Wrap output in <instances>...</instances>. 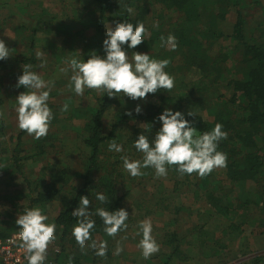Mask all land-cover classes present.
Wrapping results in <instances>:
<instances>
[{
	"label": "trees",
	"instance_id": "trees-1",
	"mask_svg": "<svg viewBox=\"0 0 264 264\" xmlns=\"http://www.w3.org/2000/svg\"><path fill=\"white\" fill-rule=\"evenodd\" d=\"M46 1H39L37 15L40 17L36 16L34 24L18 28L10 25V16L3 18L4 5L0 4V37L8 30L13 35V43L5 42L10 57L0 60V180H3L0 182V240L13 237L19 230L16 220L25 208L39 207L48 214V207L58 206V213L51 222L56 224V239L51 243L56 247V257L53 260L47 256L44 264H99L124 256V249L115 254L123 243L128 244L138 236L140 238L133 241L142 239L137 228L143 214L138 211L139 214L134 215V208L149 212H146L149 216L160 206L147 209L130 202L140 178L124 170L121 157L142 161L143 153L137 151L134 141L143 133L151 142L161 128L158 117L168 108L183 113L200 133L211 131L216 124L223 125L222 130L228 133L217 147L228 157L227 167L222 168V178L216 175V169L200 177L195 173L182 175L176 167H169L171 177L181 179L176 185L200 186L204 202L215 215L210 216L215 224L224 220L232 233L239 234L246 227L252 229L251 234L264 235V0L250 3L246 0H61L62 5L55 12L46 7ZM128 7L134 9V14L128 13ZM253 7H258L257 12L249 14ZM230 16H233L231 21L228 20ZM117 22L145 24L151 37H145L135 49L124 45V50L129 57L139 52L158 60H169L165 71L175 82L170 92L161 89L149 94L147 103L145 99L135 101L123 94L110 98L89 89L85 90L87 96L91 94L87 104L81 97L74 98V90L68 87L70 80L59 73L61 68L67 67L66 61L73 56L86 61L91 52H96L105 57V24L114 23L115 27ZM157 23L158 27H153ZM169 35L176 37L175 49L165 45ZM88 42L94 45L90 47ZM38 50L45 53L40 60L36 58ZM77 51L82 56L75 53ZM25 64L50 82L49 107L54 119L48 135L40 139L13 127L2 116V109L11 106L5 80L14 86L13 99L26 91L16 86ZM41 64L48 66L47 69L43 70ZM64 92L68 97L62 99ZM59 96L62 97L56 102ZM65 104L70 109L62 111ZM137 106L141 108L139 114L135 112ZM16 107L10 110L11 118L17 114ZM185 108H190L194 116H189L190 111ZM128 112L132 115H127ZM69 121L79 123L72 129L86 149L85 154H79L82 165L78 169L54 160L64 139L59 138L61 128ZM141 123L151 124L152 130L140 128ZM112 139L123 145V152L109 151ZM39 161L44 162L42 172L48 180L42 177L30 180L25 175L26 166ZM141 171L146 173L144 178L155 175L151 167ZM17 176L22 178L25 188L18 186ZM221 182H226V186ZM247 186L249 195L243 190ZM97 193H103L107 202L97 200ZM81 196H88V211L95 221L91 239L83 248L72 235L79 219L72 213L79 206ZM98 208L125 209L129 213L127 229L122 228L116 236L107 235L103 220L96 214ZM178 211L169 212L177 218ZM195 214L196 217L200 215L199 212ZM192 216L193 213L186 215L188 220ZM256 217L258 219L251 222ZM200 223L201 227L183 233L174 228L162 231L163 236L157 233L160 246L167 252L159 259L153 258L156 264L192 260L182 251L181 239L195 236L203 244L200 239L204 237L201 233L205 224ZM105 242L106 255H97L101 243ZM263 260L264 256H259L248 264H261Z\"/></svg>",
	"mask_w": 264,
	"mask_h": 264
},
{
	"label": "clouds",
	"instance_id": "clouds-1",
	"mask_svg": "<svg viewBox=\"0 0 264 264\" xmlns=\"http://www.w3.org/2000/svg\"><path fill=\"white\" fill-rule=\"evenodd\" d=\"M129 14H134V9L128 7ZM153 27H158V23ZM107 38L103 42L105 57L96 52H91L85 61L73 56L66 61L67 67L61 68V72H72L70 87L77 96H84L85 90H95L108 97H116L121 94L132 100L146 99L149 94H155L163 89L171 91L174 86V77L165 71L170 61L158 60L148 54L133 52L129 57L124 50V45L135 49L141 45L145 37L150 38L151 32L143 22L132 24L130 22H117L113 28L111 24H105ZM12 39L11 36H8ZM164 41L165 38L161 37ZM165 45L171 49L176 48V37L169 35ZM79 56H82L80 52ZM43 51L36 52L38 60L44 57ZM10 57V49L0 39V60ZM44 65L41 64V67ZM31 65L22 66L23 74L18 77L17 87H23L16 98L17 126L35 139L44 138L50 131L51 122L54 119L52 109L49 107L50 82H46L40 74L31 71ZM62 111L68 110L65 104ZM135 112L141 113V108L136 107ZM127 115L131 116L132 112ZM189 116H194L192 111ZM162 127L156 132L150 142L148 137L141 133L134 141L137 151L143 153V159L131 160L122 156L124 170L132 177L142 176V168L151 167L155 170L157 178L166 177L169 167H176L179 173L198 174L205 177L217 168H226L228 157L218 151V142L226 139L228 133L223 131V125L216 124L211 131L198 132L180 111L173 112L165 109L158 117ZM140 128L151 131L152 125L141 123ZM109 151L123 152V145L117 144L114 139L109 141ZM96 199L102 203L107 202L103 193H97ZM90 200L88 196H81L79 206L73 211V216L78 217L77 225L73 227L72 235L83 248L85 242L91 239V230L95 227L88 211ZM96 214L105 224L104 231L109 236H116L119 231L127 229L126 221L129 213L125 209L107 211L103 208L96 209ZM49 217L39 207L25 208L19 214L16 231L9 241L14 244L19 241L20 252L26 254L27 264H44L49 245L56 239V224L48 223ZM142 239L137 247L141 250L145 259L159 252V245L152 236V221L146 218L138 225ZM138 233V234H140ZM9 251V255L10 250ZM118 248L115 254L122 252ZM97 255H106V242L101 243ZM17 264L19 256L17 257Z\"/></svg>",
	"mask_w": 264,
	"mask_h": 264
},
{
	"label": "rangeland",
	"instance_id": "rangeland-1",
	"mask_svg": "<svg viewBox=\"0 0 264 264\" xmlns=\"http://www.w3.org/2000/svg\"><path fill=\"white\" fill-rule=\"evenodd\" d=\"M13 1H15V0H1L0 1V2H2L3 5H5V7L2 10L3 11V18L6 17L7 15H9L11 17L9 23L14 28H18L21 23H22L21 26L22 25L28 26L29 25L28 23H30V20L28 19V12L29 11L27 13H25V11H24L22 14L18 13L16 15V13L14 12V11H16L14 8L15 2H13ZM252 1L253 0H246L247 3H250ZM46 4H48V5H46V7L50 11H53V12L58 11L60 5H62L61 0H48V1H46ZM29 8H30V6H28V10H29ZM257 9H258V7H253L252 9H250L249 14L256 13ZM10 14L15 15L16 17L11 16ZM253 14L251 15L252 17L254 16ZM59 15H61V13H59ZM73 15H74V12H73ZM17 17H20V18H17ZM61 17L64 20L62 15H61ZM61 17H59V19H61ZM45 19H47V18L45 17ZM232 19H233V16H230L228 18L229 21H231ZM109 24H111L112 27L114 28V26H113L114 23H109ZM8 36L13 37L11 30H8L7 33L5 32L1 39L4 42H6V41L9 42L11 40V38H9ZM57 41L59 43L61 40H57ZM58 43H56V45H58ZM88 43L90 44V47H92V45H94L90 42H88ZM47 67L48 66H43L42 69L46 70ZM43 73H41V74H43ZM59 73L65 74L63 72H59ZM54 75L56 76L57 73H55ZM71 75H72V72H71V70H69L67 72V74H65L64 77H65V79L70 80ZM5 81H6L5 87H6V90L9 94V96H10V100H11L10 105L11 106H8V109H6V110L2 109V116H4L6 119H8L14 125L13 127L18 128L17 121H15V118H17V114L13 115L12 118L10 117V115L12 114V112L10 110L17 106L16 99H13V97H12L14 86L12 85L11 82H8L7 80H5ZM62 84L63 85L65 84V87L68 86V84H66L64 82ZM89 95L87 96L84 93V96L81 97V96H77L75 94L74 98L81 97V100H83V102H85L87 104L89 102V100H91V94H89ZM61 97L62 96L57 97L56 102H59V99ZM66 97H68V96H66L65 92H64L62 99L66 98ZM139 100H143V99H139ZM139 100H135V101H139ZM145 102L147 103L146 99H145ZM168 109H170V108H168ZM185 111L188 112V111H191V109L185 108ZM202 113H205V112H202ZM78 125H79V123H77L76 121L73 123L71 121H69L66 123V125L64 127L61 128V134H59V136H60L59 138L60 139L64 138V139L62 141V144L60 146H58V153L56 154V158L54 159V160L58 161L59 163H62L66 166L68 165V166H70V168H75V169H78L82 165L81 158H78L79 154L82 155V154H85V152H86V149L84 148L82 143L78 141L77 134L72 129L73 127H77ZM159 127H162V124ZM12 143H15V141ZM43 167H45V166H44V162H42V161H39L38 163H31L30 165L26 166L25 175H27L30 180H35V179H38L39 177H42L43 179L48 180V178H46L44 173L42 172ZM215 173L221 179L223 174H224V171L222 168H217L215 170ZM145 174L146 173H144L142 176H139L140 179L138 180V183L140 185L134 186L135 190H134V194H132L130 196V202L131 201L134 202L135 203L134 206L140 205V207H144L147 209L155 208L157 205L160 206V209L155 208L152 212H150L151 214L149 216H146L147 211L136 210V208H134L135 212H133V210H132L134 215L135 214L138 215L139 212L141 214H143L141 216V217H143L142 220H144L146 218L151 219L152 229H153L152 230V236L154 237L157 244L159 245V249H160L159 252L156 254H153L150 258L145 259L144 256L142 255L141 250L137 247L140 239H138L137 241H133L137 238H140V236H138L137 238H134L132 241H130L128 244L123 243V246H121V248L126 250L124 256H122L118 260H113L109 263L104 261V262L99 263V264H136V262H137V264H153V262L156 264V262L154 261L153 258L157 257V259H159L161 254L164 253V255H165L167 252V250L164 247L160 246L161 240H159L156 237V235L158 236L157 233H160L163 236L162 231H164L166 229H171V228H174L175 230H177L178 233L179 232L183 233L184 231H189L191 226L201 224L200 222H204L207 220H209L208 222L212 226L215 225V219L213 217L210 218L212 211L210 210V208L208 209V205L204 202V199L202 197V195H204V193L200 192L199 188L201 189V187L199 185H198L199 186L198 188L197 187L195 188L193 183H188L187 185L179 184L177 186L176 182L180 181L181 179L178 177H171L172 175H170L169 173H167L166 177H160V178H157L156 175H154L153 177L148 176V177L144 178ZM6 179H7V177H5V180ZM16 180H17L16 183L18 184V186H20L21 188L22 187L25 188L23 180L20 176H17ZM1 181H3V180L1 179L0 182ZM221 183L224 187L226 186V182H224V183L221 182ZM143 188H145V190L142 191ZM175 188H176V191H174ZM243 190H244L245 195L250 194L248 186L245 187V189H243ZM140 192H143V194L141 195ZM170 194L172 196L169 197ZM136 197L139 199L140 203H138V200ZM167 197H169V198H167ZM170 198H172V200H170ZM195 199H196V201H195ZM58 209H59L58 206L48 207V212H47L48 214H45V215H47L49 217V219H50V220L48 219V221H50L49 223L52 222V220L54 219V217L58 213ZM174 209H176V210L179 209V211L177 213V215H178L177 218H173L169 212L170 210H174ZM195 212H199L200 215L198 216V218L197 219L192 218V219L188 220L186 215L188 213H195ZM147 213H149V212H147ZM254 215H256V214H254ZM207 216L210 219H208ZM257 219H258V217L254 218L251 222L256 221ZM142 220H140V221H142ZM221 222H223V221L216 222V225H217V223L221 224ZM212 226L207 225L206 228L212 229V228H210ZM137 230H140L139 227L137 228ZM241 231L237 235L236 240H229L228 241L227 239H225L221 235V230H217V231L210 230L209 234H210V237L212 238V240L210 242H208L206 245L199 246V249L197 250V252L195 251V252H193V254L191 253L194 256V261H192L191 263L192 264H219V263L221 264L222 262H225L229 258L234 256V254L235 255L237 254L236 258H235L236 259L235 263H237V264L246 263L247 264L248 260H250V258L252 257L249 254L250 252H255L258 257L264 256V235L263 234H260V235L251 234L252 229H249L246 227H243ZM244 237H248L247 238L248 240H246ZM189 240L190 239H187L182 243V249L184 251L188 250L187 245H188ZM55 248H56L55 246L50 244L49 248H48V253H47V256L53 260L56 257L55 256L56 254L54 252ZM216 250H219V252H217V253L212 252V251H216ZM207 252H208V256H207ZM209 252H210V254H209ZM133 253H137L136 256L133 255ZM132 257H135V258H132ZM188 263H190V262L183 263V262L179 261V262H175V263H171V264H188ZM261 264H264V260H263V263H261Z\"/></svg>",
	"mask_w": 264,
	"mask_h": 264
},
{
	"label": "crops",
	"instance_id": "crops-1",
	"mask_svg": "<svg viewBox=\"0 0 264 264\" xmlns=\"http://www.w3.org/2000/svg\"><path fill=\"white\" fill-rule=\"evenodd\" d=\"M39 1L40 0H15V1H13V2H15L14 3V8H15V10L16 11H14L15 13H16V15L18 14V13H23L24 11H25V13H27L28 11V19L30 20V23H28L29 25L30 24H34V22H35V18H36V16L37 17H40L39 15H37V13H39V11H38V9H37V5H38V3H39ZM11 3V2H10ZM1 4V6H3V4L2 3H0ZM28 6H30V8H29V10H28ZM4 7H5V5H4ZM11 15V14H10ZM20 15V14H19ZM7 16H9V15H7ZM11 16H14V17H16L15 15H11ZM17 18H20V17H17ZM22 24V23H21ZM21 24L19 25V26H21ZM2 36H3V34L1 35V37H0V39L2 38ZM12 39H13V37H12ZM11 39V40H12ZM9 41V43H11V42H13V41ZM66 84H68V83H66ZM68 87H70V86H68ZM69 92H71V90H68ZM209 209V208H208ZM211 210V209H210ZM212 211V210H211ZM196 214L195 213H193V216H192V218H198V217H196L195 216ZM211 216H215L214 214H213V212H212V214H211ZM208 217V216H207ZM191 218V219H192ZM208 219H210L209 217H208ZM209 220H207V221H204V223L206 224L205 225V227L203 228L204 230L202 231V235L205 237V236H207V237H203L202 239H200L201 241H204V243L202 244H200L198 241H197V238L195 237V236H190L191 238H187V237H183L182 239H181V241H182V243L185 241V240H187V239H191V240H189L188 241V245H187V247H188V250L187 251H184L183 249H182V243H181V249H182V251H184L185 253H187L188 254V256H191L192 257V260H190V261H188V262H190V263H188V264H192L191 262L192 261H194V256L192 255L193 254V252H197V250L199 249V246H201V245H206L208 242H210L211 240H212V238L210 237V234H209V232H210V230H214V231H217V230H221V235L225 238V239H227L228 241L229 240H236L237 239V235H238V233H237V235H236V233H232L229 229H228V226H229V224H227L224 220H221V221H223V222H221V224H218L217 223V225L215 224V226H212L209 222H208ZM207 225H210V226H212V227H210V228H212V229H208V228H206V226ZM194 227H201V226H199V225H195V226H191V228L189 229V230H192ZM189 237V236H188ZM186 238V239H185ZM246 240H248L247 238L248 237H244ZM193 239H195V240H193ZM204 239V240H203ZM189 244H192V247H190L189 246ZM193 245H195V246H193ZM191 251H190V250ZM212 252H215V253H217V252H219V250H216V251H212ZM192 253V254H191ZM209 254H210V252H209ZM252 257L250 258V260H248V262H247V264L252 260V259H254V258H256V257H258L257 255H256V253L255 252H250L249 253ZM237 255V254H236ZM236 255L234 254V256H232L231 258H229L227 261H225V262H222L221 264H237V263H235V261H236ZM207 256H208V252H207ZM232 261V262H231ZM220 264V263H219ZM243 264H246V263H243Z\"/></svg>",
	"mask_w": 264,
	"mask_h": 264
},
{
	"label": "built area",
	"instance_id": "built-area-1",
	"mask_svg": "<svg viewBox=\"0 0 264 264\" xmlns=\"http://www.w3.org/2000/svg\"><path fill=\"white\" fill-rule=\"evenodd\" d=\"M11 238L0 240V264H17L18 256L20 264H27L26 254L20 252L18 247L20 242L10 244ZM8 250H10V255Z\"/></svg>",
	"mask_w": 264,
	"mask_h": 264
}]
</instances>
